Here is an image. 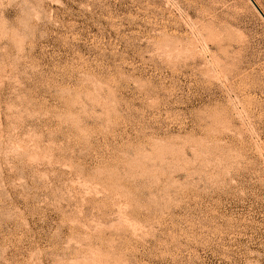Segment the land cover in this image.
Segmentation results:
<instances>
[{
    "label": "rangeland",
    "instance_id": "obj_1",
    "mask_svg": "<svg viewBox=\"0 0 264 264\" xmlns=\"http://www.w3.org/2000/svg\"><path fill=\"white\" fill-rule=\"evenodd\" d=\"M0 264H264L249 0H0Z\"/></svg>",
    "mask_w": 264,
    "mask_h": 264
},
{
    "label": "water",
    "instance_id": "obj_2",
    "mask_svg": "<svg viewBox=\"0 0 264 264\" xmlns=\"http://www.w3.org/2000/svg\"><path fill=\"white\" fill-rule=\"evenodd\" d=\"M249 2L252 4V6L255 8V10L257 11V13L260 15V17L262 18V20L264 21V15L260 12V10L257 8V6L254 4V2L252 0H249Z\"/></svg>",
    "mask_w": 264,
    "mask_h": 264
}]
</instances>
